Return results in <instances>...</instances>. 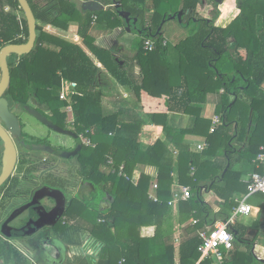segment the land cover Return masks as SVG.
<instances>
[{
    "label": "trees",
    "instance_id": "1",
    "mask_svg": "<svg viewBox=\"0 0 264 264\" xmlns=\"http://www.w3.org/2000/svg\"><path fill=\"white\" fill-rule=\"evenodd\" d=\"M4 1L9 9L0 8V48L9 43H24L28 38L27 21L18 1ZM99 1L108 5V9L81 15L72 0H28L36 18L35 45L10 70L8 93L15 101L24 102L32 94L38 102L59 113L70 103L75 129L91 141L80 157L81 171L86 179L101 184L114 198L106 213L97 204H87L85 210L76 203L69 214L73 225L60 229L59 233L65 242L74 245L81 244V229L103 241L98 264H157L156 258L149 259L156 252H162L159 264H195L201 242L198 231L207 229L208 223L214 224L213 216L230 214L238 204L236 198L247 192V184L241 180L243 175L262 172L257 168L262 163H257L255 158L264 153V0H236L239 13L226 27L214 24L220 15V6L214 0H210L212 10L208 17L198 12L206 0H117L122 8L138 17L142 27L146 23V10H152L147 23L150 31L146 29V36L143 34L136 43L134 58L141 65L143 75L140 83L133 79L129 69L115 61L110 50L93 44L89 34L93 16L99 17L98 23L104 22L109 30L123 24L116 10L109 6L113 0ZM180 9L187 11L181 25L188 27L191 23L195 27L179 43L163 45V32L155 35L156 30L164 14ZM71 21L78 23L77 34L82 38L79 44L44 31L48 24L67 29ZM147 37L155 41L153 51L143 49ZM88 50L101 67L93 62ZM104 76L131 87L138 102L142 100V92L160 98L164 111H148L143 105V111L105 112L99 105ZM62 79L74 87L68 100L60 98ZM221 89L236 100L230 108L227 99L216 102L214 112L221 117V123L209 132L211 122L201 116L200 103L205 102L207 94H218ZM168 111L187 114V127L169 126ZM146 123L161 125L165 134L143 148L138 137ZM187 134L204 137L206 149L198 151L184 142ZM233 141L241 145L240 153L235 155ZM109 159L113 160L112 164L108 163ZM120 164L129 176L139 165L153 167L156 176L142 170L133 184L113 172ZM174 171L178 183L188 186L191 193L186 200H180V222L193 217L196 223L186 227L191 232L188 237L179 243L166 244L159 241V236L167 203L172 198L170 185ZM153 178L158 184L157 201L148 197ZM201 189L212 190L229 212L211 214L203 202ZM87 213L94 214L95 219L92 221ZM259 223L254 222L252 227L258 229ZM148 224L156 226V237L140 236L139 226ZM248 229L238 223L229 227L234 246L228 251L222 249L223 264L260 263L250 250L259 232L248 243L247 252L238 250L240 243L247 244ZM0 259L3 264H29L25 256L1 244ZM64 264L89 263L85 257L77 256Z\"/></svg>",
    "mask_w": 264,
    "mask_h": 264
},
{
    "label": "flooded vegetation",
    "instance_id": "2",
    "mask_svg": "<svg viewBox=\"0 0 264 264\" xmlns=\"http://www.w3.org/2000/svg\"><path fill=\"white\" fill-rule=\"evenodd\" d=\"M0 8L8 11L9 5L4 0H0ZM18 19H21L20 13ZM20 37L22 38L23 35ZM21 56L12 54L7 58L10 70ZM10 57L12 63L9 60ZM9 85L0 94V101L4 98L7 105L0 102V108L6 107L8 113L12 114L16 121L8 124L0 117V131L2 132L0 135V176L3 173L4 160L9 155L11 145L15 149V160L10 173L0 184V244L6 249L18 251L26 257L29 264H41L42 262L48 264V259L54 263L55 261L49 257L54 256L52 241L54 238L62 239L60 229L71 228L73 225V220L69 216L73 205L80 201L85 205L97 204L98 206L106 191L101 184H95L86 179L81 171L80 156H83L82 153L91 144L83 143L85 134L75 129L74 120L69 112L64 108L60 113L55 112L47 104L38 102L32 94H29L24 102L15 101L8 93ZM31 110L44 118L36 117ZM23 115L30 117L46 129V133L40 137L27 133L22 120ZM57 128L74 133L77 139L73 135L58 131ZM33 130L36 131V129ZM60 136H65V139ZM55 138L61 141V146L53 142ZM68 141L71 142V147H68ZM78 141H80V149L76 155L67 157L60 155L62 152L73 151ZM64 162L70 164V168H65ZM90 183L94 188L89 185ZM53 191L61 192L65 198L64 210L59 218L53 217L58 202L57 198H52ZM47 194L51 197L41 198L42 195ZM35 200L37 202L27 209L28 204ZM103 206H106V203ZM33 208L43 213L40 221L33 212ZM44 223L47 225L42 226ZM28 234H30L29 237L26 236ZM47 252L49 256L45 255Z\"/></svg>",
    "mask_w": 264,
    "mask_h": 264
},
{
    "label": "crops",
    "instance_id": "3",
    "mask_svg": "<svg viewBox=\"0 0 264 264\" xmlns=\"http://www.w3.org/2000/svg\"><path fill=\"white\" fill-rule=\"evenodd\" d=\"M72 1L75 2V5L81 15L85 14L86 12H91V11H85L82 9V2L84 0H72ZM234 2H236V0H227V1L224 0L223 3L219 4L220 15L215 20V23H214L215 25L220 26V27H226L232 21V19L239 13V9L236 11L234 9ZM225 4H227L228 6L227 8L223 7ZM210 6L211 4L206 5V11H204L203 7L200 10H202L205 13H208V11L212 9V7L208 9ZM107 9H108V5H104L103 10L105 11ZM151 14H152V10H146L145 18L146 16H148L149 18H146L145 24L148 23V20L150 19ZM92 19H93V23L91 25L89 34L92 38L93 44L97 48L110 50L111 54L115 58V61L119 62V65L124 66L125 69H129V71L132 74L133 79L136 82L140 83L143 78V75L141 72V65L139 64L137 59L134 57L137 54V47L135 44V40L136 38L140 39L142 35L137 34V32L135 31L127 32L126 30L123 29L124 23L122 25L114 27L112 30H109L105 28L103 21H102L103 23H100V24L98 23L99 17L93 16ZM103 20H105V18ZM77 27H78V23L76 21L70 23L67 29H63L61 27L48 24L44 27V31L51 34L52 36L58 37L69 43L79 44L82 38L77 34ZM185 37L186 36H184L181 40L185 39ZM181 40L179 38L178 41L176 40L177 42L175 44L179 43ZM88 54L92 58L93 62L98 67H101V63L97 60V58L89 50H88ZM103 72H104V68H103ZM73 88L74 87L72 83H70L66 79H62L61 91L64 92L66 96V100H68L70 95L73 93L72 92ZM100 88L102 90V98H101V101L99 102V105L105 111H115L119 109H127L128 111H131V112L132 111L134 112L143 111V105L145 106V109L148 111L149 110L164 111V109L162 108L163 103L160 98L151 96L146 92H142L141 93L142 100L138 102L131 87L123 86L119 84L118 82H116L113 78L111 79L110 77H108L106 79V77L104 76V82L102 83ZM263 88H264V85H263ZM226 99L229 100V104L227 108H230L234 104L236 97L232 94H226L223 89H221L220 92L216 96H213V94L211 93L207 94L205 97V102L200 103L201 116L203 118L209 119L211 122L213 115L216 114L214 112L216 102L221 101V100L226 101ZM68 105H70V103ZM167 124L171 127H176L179 129L186 128L187 125L189 124V116L187 114H181V113H175L172 111L170 112L168 111L167 112ZM164 134L165 133L161 125H157L154 123H146L141 126L138 141L143 148H146L147 146L154 144L159 138L164 137ZM184 142L190 144L195 149H197L198 144H204V143L206 144L203 150L206 149L207 147L205 138L202 136H198V135L187 134L184 137ZM233 145H234L233 154L235 155V153H240L241 145L236 141H233ZM198 151H202V150H198ZM174 154H177V150L174 151ZM257 168L260 169L262 171L261 173L264 174V162L261 165H258ZM142 170L147 171L148 173L152 174L153 177L156 176V170L153 167L139 165L133 170L132 175H131V177L133 176L134 178L133 181H131L133 184L137 183ZM192 170L195 171L194 168H192ZM250 173L251 172H248L246 175H243L241 180L245 182V179L248 177V174ZM171 176L173 178V182L170 185V191L172 193V198L170 200H173V203L171 205L167 203L168 209L164 213L163 223L161 226V231H160V236H159V241L165 242L166 244L172 243V242L179 243L181 240L188 237L191 234V232H189L186 229V227H188L189 225L192 226L194 224L192 223V220L194 219L193 217H190L186 222H183V223L180 222V216H179L180 215V207H179L180 200L175 199L174 195L175 193L179 192L181 186H185V185H180L178 183L176 171L171 173ZM154 180L156 179L153 178V182ZM152 189H153L152 192L155 193V195H157L156 194L157 189H154L153 186H152ZM150 192L151 190H149L148 195ZM200 194L202 195L203 202L210 209L211 214L229 212V209L225 206L224 202L220 198H218L217 195H215V193L212 190L201 189ZM243 196L244 195L238 196L236 198V201L241 200ZM249 197L247 198V200L249 199ZM263 203H264V199H263L262 205ZM262 205L261 206L252 205L251 213L247 215L239 216L235 222L243 226H247L249 228L245 236V238L248 239L247 244L240 243L238 245V250L241 252H247L249 250L248 243H250L251 240L254 238V236H256V234L259 232L260 236H258L259 235L258 234L256 236V239L250 245L251 246L250 250L252 251L254 256L260 261L259 264L264 263V224L259 219L260 210H261ZM208 214L209 213H207L206 215ZM226 216L227 215H218V217L213 216V218L214 220H216L215 222H217L219 220H223ZM210 218L212 219V215L209 217V219ZM257 221H259L260 223H259L258 229H255L252 227V225L254 222H257ZM213 225L214 224L208 223L206 226L210 228ZM80 234H81V237L79 238H81L83 242L82 247H78V248L70 247L69 254L71 255V257H69L70 259L69 258L67 259L71 261L73 260V257L80 256L79 255L80 253H83V254L86 253L87 254L86 259L89 264H93L94 259H98L99 261L100 255L102 254V248L105 245V243L99 240L98 238H96L95 236H93L88 230L81 229L79 231V235ZM139 234L142 238H147V239L156 237V234H157L156 226L153 224L141 225L139 226ZM53 254L54 256L57 255L56 252H54ZM161 255H162V252L161 253L159 252V254L156 252L155 256L153 258L149 257V259L155 260L156 258L157 264H159L162 259ZM208 260L209 262L207 264H223L224 262V259L222 260L221 263L216 261L214 258H210ZM122 261L123 259H121L119 263H121ZM65 262H67V260H65Z\"/></svg>",
    "mask_w": 264,
    "mask_h": 264
},
{
    "label": "water",
    "instance_id": "4",
    "mask_svg": "<svg viewBox=\"0 0 264 264\" xmlns=\"http://www.w3.org/2000/svg\"><path fill=\"white\" fill-rule=\"evenodd\" d=\"M17 1L19 3L20 9H22L24 16L26 18V21H27L28 38L24 43H9V44H6L0 48V71H1L0 94L3 93L9 85L10 69L8 67L7 58L12 54L17 55V56H21V55H25V54L29 53L34 48L36 37H37L36 18H35V15L33 13V10L31 8L28 0H17ZM223 1L224 0H214V2L218 5L223 3ZM110 6H112L116 10V13L122 19V21L124 23L123 29L126 30L127 32L135 31V32H137V34H140V35L145 34V36H146V33H145L146 29H148V31H150V28L147 26V24H145L144 27H141V24L138 21V17L132 16L129 11L122 8L119 1L113 0V3ZM82 9L85 11H91V12L100 11V10L104 9V4L99 0H84L82 2ZM185 13H187V11L180 9L176 13L167 12L166 14H164V16L160 22V25L158 26V28L156 30L155 35L162 32L161 31L162 26L168 20H175L176 19L181 24L182 23V16ZM0 102H3L4 105H7V101L4 98L1 99ZM31 112L38 118H41V119L44 118L43 116H41L40 114H38L34 110H31ZM0 117L3 120H5L8 124H9V122H15L16 121L15 117L12 114L8 113L6 107L0 108ZM223 118L225 119V116H223ZM57 129H58V131H62L65 134L73 135L77 139V136L74 133L67 131V130H63L61 128H57ZM0 135H2L1 131H0ZM5 140H6V138H5ZM9 149H10L9 155L4 160V168H3V173L0 176V184L5 180V178L10 173L12 163L15 160L14 146L13 145L9 146ZM79 149H80V141H78L77 147L73 151L68 152V153L62 152L60 155L62 157L74 156L77 154ZM89 185H91V187L94 188L93 184L90 183ZM44 197L50 198L51 196L49 194L41 196V198H44ZM52 198H57V201H58L57 206H56V211L54 212L53 217L59 218L62 214V211L64 210L65 198H64L63 194L59 191H57L56 193L53 191V197ZM113 200H114L113 196L110 195L108 192H105L104 197L98 203V209L100 211H104V210L109 209L113 203ZM35 202H37V200L32 201L30 204H28L27 209L30 208V205H32ZM105 203H106V206H103V204H105ZM33 212L36 213L37 219L40 221L41 218L43 217V213L38 212V210L35 208H33ZM259 219L264 224V203H263L261 210H260ZM45 225H47V223L42 224V226H45ZM26 236L29 237L30 234H28ZM79 237H81V234L79 235ZM80 241H81V238H80ZM52 243H53V245H51V246L53 248V251L56 252L57 255L51 256L50 254H48V252L45 253V255L46 254L48 256L50 255L49 257H51V259L55 261L54 263H51V260L48 259V261H49L48 264H63L65 262V260H67V258L71 257V255L69 254V248L70 247L71 248L82 247V244H83V243L80 245L69 244L60 238H54ZM93 264H98V259H94Z\"/></svg>",
    "mask_w": 264,
    "mask_h": 264
},
{
    "label": "built area",
    "instance_id": "5",
    "mask_svg": "<svg viewBox=\"0 0 264 264\" xmlns=\"http://www.w3.org/2000/svg\"><path fill=\"white\" fill-rule=\"evenodd\" d=\"M24 39V36L22 37ZM167 40L164 38L162 44L165 45ZM143 49L145 51H153L155 49V41L149 37L144 39ZM60 98L66 99L64 92H60ZM65 110L69 112L70 116L73 118L72 107L71 105L65 106ZM221 123V117L217 114H214L211 119V125L209 128V132H213L217 126ZM84 144H91L90 139L87 136H83ZM204 144H198L197 149L203 150L205 147ZM255 161L257 163L264 162V153H259ZM109 164L113 163L112 159L108 160ZM117 172L119 176H122L126 180L133 181V176H129L125 170L124 165L120 164L117 169H114L113 172ZM245 183L247 184V192L244 197L238 201V204L232 208L230 214L226 216L223 220H219L214 223V225L205 230H199L198 235L201 239L200 244L197 247V251L199 253V258L196 264H199L202 261L208 260L210 258H214L219 263L224 259V253L222 249L228 251L234 246V236L230 232L229 227L233 225L239 216L247 215L251 213L252 205L247 202V198L251 195L264 193V174L259 172H253L248 174V177L245 179ZM154 189L158 188V184L154 181L153 185ZM191 195L189 187L181 186L179 192L175 193V199L186 200ZM148 197L157 201L158 197L152 191L149 193ZM173 200L168 201V204L171 205ZM192 223H196V219L192 220ZM82 242V239H81ZM82 254V253H80Z\"/></svg>",
    "mask_w": 264,
    "mask_h": 264
},
{
    "label": "rangeland",
    "instance_id": "6",
    "mask_svg": "<svg viewBox=\"0 0 264 264\" xmlns=\"http://www.w3.org/2000/svg\"><path fill=\"white\" fill-rule=\"evenodd\" d=\"M227 1V0H226ZM212 4V2L210 1V0H206L205 1V5H202V7H203V9H204V11H206V5L207 4ZM212 7V5L208 8V9H210ZM234 9H235V11L236 10H238V8H237V6H236V2H234ZM212 10V9H211ZM211 10L210 11H208V13H205V12H203L202 10H200V7L198 8V12H199V14L200 15H204L205 14V16H210L211 15ZM204 14H203V13ZM103 14V17L105 18V14L104 13H102ZM146 18H149L148 16H146ZM72 22H74V21H71L70 23H72ZM220 24V23H219ZM189 25L190 26H182L179 22H178V20H168V21H166L165 23H164V25L162 26V32H163V36H164V38L167 40V42L169 43V45H174L178 40H179V38H180V40L184 37V36H187V34L189 33V31H192L193 30V27H195V26H193V24H191V23H189ZM186 34V35H185ZM177 40V41H176ZM137 41H139V38H136V40H135V44L137 43ZM10 62L12 63V59H11V57H10ZM212 94V93H211ZM217 94H213V96H216ZM73 111V110H72ZM106 112V111H105ZM22 120H23V122L25 123V130H26V132L27 133H29L30 135H32V136H41V135H44L45 133H46V129H44L43 127H41L37 122H34L30 117H28V116H25V115H23L22 116ZM33 129H36V131H34ZM61 138H63V139H65V136H60ZM53 142L55 143V144H59L60 145V143H61V141L60 140H57L56 138L55 139H53ZM71 142L70 141H68V147H71ZM61 146V145H60ZM83 154V153H82ZM81 157V156H80ZM65 168L66 167H69L70 168V164H68L67 162H64V165H63ZM72 169H74L75 170V168L74 167H72ZM72 172H73V170H72ZM150 190L151 191H153V189H152V185H151V187H150ZM244 197V196H243ZM242 197V198H243ZM241 198V199H242ZM263 199H264V196L263 195H261V194H254V195H251L250 197H249V199L247 200V202L249 203V204H251V205H259V206H261L262 205V202H263ZM96 202H98V200L96 201ZM78 206H81V207H83L82 209H85V210H88V206H86L85 204H83V203H81L80 201H79V203L77 204ZM105 211V213H106V210H104ZM93 213V212H92ZM92 213H90V215L88 214V218H90L92 221L95 219V215L93 214L92 215ZM258 236H260V234L258 235ZM262 239H263V237H262ZM83 242H81V244H82ZM85 243V242H84ZM80 255V257H87V254L86 253H82V254H79ZM75 257H77V256H75ZM75 257H73V259L75 258ZM70 259V258H69ZM69 259H67V261H69ZM72 261V260H71ZM0 264H3V260L2 259H0ZM41 264H44L43 262L41 263Z\"/></svg>",
    "mask_w": 264,
    "mask_h": 264
},
{
    "label": "clouds",
    "instance_id": "7",
    "mask_svg": "<svg viewBox=\"0 0 264 264\" xmlns=\"http://www.w3.org/2000/svg\"><path fill=\"white\" fill-rule=\"evenodd\" d=\"M223 7H224V8H227L228 6H227V4H225Z\"/></svg>",
    "mask_w": 264,
    "mask_h": 264
}]
</instances>
